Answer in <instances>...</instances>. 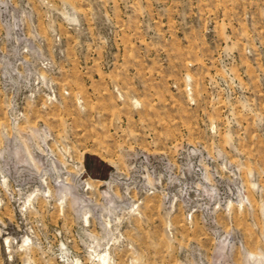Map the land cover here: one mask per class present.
Returning <instances> with one entry per match:
<instances>
[{
  "label": "rangeland",
  "instance_id": "1",
  "mask_svg": "<svg viewBox=\"0 0 264 264\" xmlns=\"http://www.w3.org/2000/svg\"><path fill=\"white\" fill-rule=\"evenodd\" d=\"M0 264H264V0H0Z\"/></svg>",
  "mask_w": 264,
  "mask_h": 264
}]
</instances>
